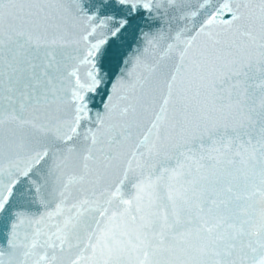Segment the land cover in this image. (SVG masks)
<instances>
[{
  "label": "snow or ice",
  "instance_id": "6c2138e0",
  "mask_svg": "<svg viewBox=\"0 0 264 264\" xmlns=\"http://www.w3.org/2000/svg\"><path fill=\"white\" fill-rule=\"evenodd\" d=\"M0 264H264V0H0Z\"/></svg>",
  "mask_w": 264,
  "mask_h": 264
}]
</instances>
